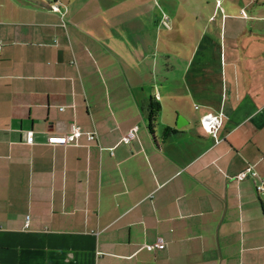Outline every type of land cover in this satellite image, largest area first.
Instances as JSON below:
<instances>
[{
	"label": "crops",
	"instance_id": "1",
	"mask_svg": "<svg viewBox=\"0 0 264 264\" xmlns=\"http://www.w3.org/2000/svg\"><path fill=\"white\" fill-rule=\"evenodd\" d=\"M51 1L0 0V264H264V83L224 70L201 88L150 48L153 70L131 65L87 1L68 22ZM220 112L215 137L200 119ZM73 125L78 145L48 142Z\"/></svg>",
	"mask_w": 264,
	"mask_h": 264
},
{
	"label": "rangeland",
	"instance_id": "2",
	"mask_svg": "<svg viewBox=\"0 0 264 264\" xmlns=\"http://www.w3.org/2000/svg\"><path fill=\"white\" fill-rule=\"evenodd\" d=\"M63 1L66 7H61L58 15L63 16L66 22L69 21L66 18L80 16L83 0H72V5L68 0ZM85 1L89 3L88 7ZM85 1L89 18L105 21L102 33L120 40L119 53L131 65L144 61L141 67L146 68L150 64L152 69L155 65L153 57L147 58L146 53V48H150L156 55H162V68L167 72L189 71L199 78L198 86L201 88L214 86L219 73L223 76L224 70L226 73L235 70V75L247 76L256 84L264 83V0ZM41 2L52 4L51 0ZM79 28L87 29L90 34L98 33L99 29L87 24H81ZM199 41L203 44L210 42L217 49L211 51L208 64L198 63V53L200 55L203 50L207 53L208 49L201 45L197 56L193 54ZM165 42L168 47H165ZM155 43L158 44L156 49ZM161 48L168 49V53L162 54ZM156 60L159 62L160 56ZM231 61L238 68L232 67ZM249 61L251 68L246 67ZM182 82L184 90L185 79ZM189 82L196 84L193 80ZM198 107H201L200 103L193 102L194 109L185 107L184 112H196ZM180 116L185 118L183 113Z\"/></svg>",
	"mask_w": 264,
	"mask_h": 264
},
{
	"label": "built area",
	"instance_id": "3",
	"mask_svg": "<svg viewBox=\"0 0 264 264\" xmlns=\"http://www.w3.org/2000/svg\"><path fill=\"white\" fill-rule=\"evenodd\" d=\"M55 10L58 11V8L55 6L54 7ZM2 46V43L0 41V48ZM222 118H223V113H208L205 116L201 117L200 119V124L202 126V128L207 132L212 134L213 136L216 137V134H218V131L221 127V123H222ZM81 136V129L79 126L77 125H73L72 129L70 131V133L66 134V135H57V136H53L51 135L48 139V142L50 144L55 145H78V138ZM134 136V130L130 131L126 136L123 137V141L125 142H129L130 139ZM97 137V135L95 134V132L93 133H89L88 135V139L89 141H93L95 140ZM27 142L32 144L34 142L33 140V133L32 131H29L27 134ZM248 173H251L252 176H256V172H254L253 167H248L247 170L243 171L242 173L239 174V178H243L245 175H247ZM256 189L258 191H264V181H262L260 184L256 185ZM263 210H264V201H263ZM165 246V244L163 243L162 240L157 241L154 244L151 245H146L147 249L152 250L156 247H162Z\"/></svg>",
	"mask_w": 264,
	"mask_h": 264
},
{
	"label": "trees",
	"instance_id": "4",
	"mask_svg": "<svg viewBox=\"0 0 264 264\" xmlns=\"http://www.w3.org/2000/svg\"><path fill=\"white\" fill-rule=\"evenodd\" d=\"M161 110V106L157 102L150 103V112H149V127L151 131L153 132L154 126L156 124L157 118L159 116ZM178 129L173 127H165L163 132V137L166 138V136H170L173 133H177ZM263 207V206H262ZM264 211V210H263Z\"/></svg>",
	"mask_w": 264,
	"mask_h": 264
},
{
	"label": "water",
	"instance_id": "5",
	"mask_svg": "<svg viewBox=\"0 0 264 264\" xmlns=\"http://www.w3.org/2000/svg\"><path fill=\"white\" fill-rule=\"evenodd\" d=\"M185 120L183 119V117H178V119H177V127L178 128H180V127H182V126H184L185 125Z\"/></svg>",
	"mask_w": 264,
	"mask_h": 264
}]
</instances>
